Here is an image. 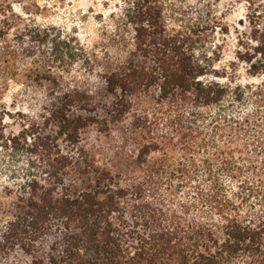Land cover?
I'll return each instance as SVG.
<instances>
[{"label": "trees", "instance_id": "trees-1", "mask_svg": "<svg viewBox=\"0 0 264 264\" xmlns=\"http://www.w3.org/2000/svg\"><path fill=\"white\" fill-rule=\"evenodd\" d=\"M219 3L117 0L86 45L0 0V264H264V81L203 79Z\"/></svg>", "mask_w": 264, "mask_h": 264}, {"label": "rangeland", "instance_id": "rangeland-1", "mask_svg": "<svg viewBox=\"0 0 264 264\" xmlns=\"http://www.w3.org/2000/svg\"><path fill=\"white\" fill-rule=\"evenodd\" d=\"M117 0H7L13 10L35 20L39 24H52L75 34L82 43L90 45L97 37L99 17L107 16ZM222 22L228 28L227 34L219 35L218 58L213 61L211 71L203 79L260 83L264 81V62L260 55L251 61L240 60L237 55L254 46L264 44V0H220ZM19 90L11 84L4 94V103L11 116L4 117L5 131L16 132L19 128L11 104ZM15 105L14 108H21ZM94 133L84 139L88 144L97 143ZM101 139V137H100ZM95 140V141H94ZM109 140L103 139V149ZM111 141L110 145L114 142Z\"/></svg>", "mask_w": 264, "mask_h": 264}]
</instances>
